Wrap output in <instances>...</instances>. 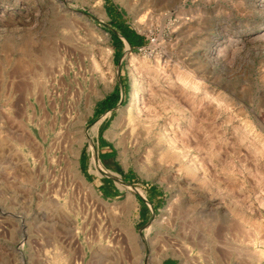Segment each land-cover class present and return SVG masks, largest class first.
I'll list each match as a JSON object with an SVG mask.
<instances>
[{
  "label": "rangeland",
  "instance_id": "1",
  "mask_svg": "<svg viewBox=\"0 0 264 264\" xmlns=\"http://www.w3.org/2000/svg\"><path fill=\"white\" fill-rule=\"evenodd\" d=\"M165 263L264 264V0H0V264Z\"/></svg>",
  "mask_w": 264,
  "mask_h": 264
},
{
  "label": "trees",
  "instance_id": "2",
  "mask_svg": "<svg viewBox=\"0 0 264 264\" xmlns=\"http://www.w3.org/2000/svg\"><path fill=\"white\" fill-rule=\"evenodd\" d=\"M116 28H117L121 38L124 39L125 42L128 43L131 47L138 46L141 43V38L136 33L130 31L128 28L123 27V26H118ZM115 38H116L115 49H117L116 53H118V46L123 45V40L117 38V36ZM115 97H116V99H115ZM117 97H118V93L116 92L111 97L106 99L103 102V104H101L102 105L101 110L104 111V110H107L109 108H113L116 105ZM105 196H111V193L105 192ZM165 264H171V263H165Z\"/></svg>",
  "mask_w": 264,
  "mask_h": 264
},
{
  "label": "bare ground",
  "instance_id": "3",
  "mask_svg": "<svg viewBox=\"0 0 264 264\" xmlns=\"http://www.w3.org/2000/svg\"><path fill=\"white\" fill-rule=\"evenodd\" d=\"M137 83V82H136ZM134 131H136V129H135V127H132L131 129H130V133L129 134H131L132 135V133L134 132ZM136 133L139 135V134H141V131L140 130H138V131H136ZM126 135V134H125ZM134 135V134H133ZM132 139V138H131ZM135 139V138H134ZM140 239V238H139ZM142 244L143 245H145V242H144V240H143V242H142ZM226 246V245H225ZM182 250H183V248H181ZM190 263V262H189Z\"/></svg>",
  "mask_w": 264,
  "mask_h": 264
}]
</instances>
